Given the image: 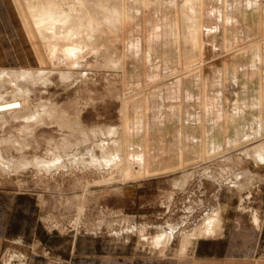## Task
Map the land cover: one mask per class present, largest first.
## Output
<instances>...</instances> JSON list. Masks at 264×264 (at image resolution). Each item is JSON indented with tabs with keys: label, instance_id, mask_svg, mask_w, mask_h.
Wrapping results in <instances>:
<instances>
[{
	"label": "rangeland",
	"instance_id": "374dc122",
	"mask_svg": "<svg viewBox=\"0 0 264 264\" xmlns=\"http://www.w3.org/2000/svg\"><path fill=\"white\" fill-rule=\"evenodd\" d=\"M24 1L36 0H0V102H10L0 103V261L23 264L26 249L49 251L77 234L79 250L169 264L161 258L185 254L181 242L223 235L219 221L250 215L258 225L251 196L264 176V0L237 2L246 25L210 31L217 50L179 45L171 29L133 36L129 23L108 37L100 25L86 37L99 56L82 66L42 57ZM146 22L140 31L153 29ZM16 97L30 116H13L24 111ZM50 108L80 117L85 131ZM213 223L216 231L202 229Z\"/></svg>",
	"mask_w": 264,
	"mask_h": 264
},
{
	"label": "bare ground",
	"instance_id": "6f19581e",
	"mask_svg": "<svg viewBox=\"0 0 264 264\" xmlns=\"http://www.w3.org/2000/svg\"><path fill=\"white\" fill-rule=\"evenodd\" d=\"M128 1H129L128 3L127 2L121 3V2H112L111 0H36L30 4V6L28 8L29 9L28 14H30V17H31V19L35 25V28H36L40 38L44 42V49H45V53H46L47 58L52 63H55V64L65 63V64H69L72 66H79V65L82 66L85 64H91V62L93 60H95V58L97 56H99V49H98L97 45H95L94 43H91L89 40H87L86 37L89 36L90 34L95 33L98 30L97 27L99 26V28H100V25L106 27V30L103 33H105L108 37L109 36L114 37L118 34H124L126 32L131 33L133 36L147 37L149 35H151V36L156 35L157 37H161V36L163 37V36H166L168 34L169 30L171 29V32H174V34H176L177 37L180 36V38L177 39V43H179V45H184V46H188V47H190V46L206 47V46L212 45L211 46L212 50H217L220 47L217 48V46H215V44H216V43H214L215 41L213 43L209 41L208 35H209L210 31L217 30V29H224V28H222V26L227 27V29L229 28L231 31H233L232 28L235 25L240 26V27L246 25V23H242V22L238 21L236 18V15L234 13V9L236 7L237 2L240 1V6H243V4L245 3V1H243V0H215V1H217L216 4H214V3L207 4V2H209L210 0H128ZM26 4H28V3H26ZM26 6H28V5H26ZM252 6H254V5H251L250 7H252ZM256 7H258V6H256ZM241 8H243V7H241ZM245 8H246V6H245ZM142 16H144V17H142ZM150 17H152V19L154 17L155 18H154V20H152ZM143 19L147 20L146 23H148V24H146V25H148V27L153 26V29H148V32H147V30H145L144 32H142V30L140 31V26L144 24V23H142ZM181 21L183 22V28L184 29L181 28L182 26L181 27L178 26V23ZM129 23L131 25H130V27H127ZM113 27H116V28L120 27V28H124V29L127 27L128 29H127V31L125 30L126 32L125 31L120 32V31L113 30L112 29ZM145 32H147V33L145 34ZM218 32H219V30H218ZM227 32H228V30H227ZM216 37H218V36H216ZM96 39H98V38H96ZM122 40H123V38H122ZM127 40H128V38H127ZM221 40H222V38H221ZM251 40H253V39H251ZM97 42L98 41H96V43ZM105 42H106V40H105ZM105 42H103V43H105ZM162 42H164V40H162ZM219 43L220 42H218L217 44H219ZM224 44L225 43H223V46H224ZM223 46H222V49H223ZM118 48H121V47H118ZM123 48H125V47H123ZM257 50H259V49H256V53H257ZM101 59H103V58H101ZM192 59H194V58H192ZM250 62H251V60H250ZM255 66H258V65H255ZM185 67H187V66H185ZM185 70H187V69H185ZM70 71H71V73L74 72L72 70H70ZM5 74H6L5 70L4 69L1 70L0 71V78H2ZM175 74H176V72H175ZM175 74L173 76H175ZM68 76H69V74H68ZM169 76L167 75V77H169ZM179 76H182V75H179ZM175 79L173 80V82L178 81V79H176V80ZM173 82H172V84H173ZM179 82L180 81H178V83ZM164 83L166 85V81ZM175 87H176L177 91L181 92L179 85H175ZM177 93H179V92H177ZM12 102H13V104H16V105L18 104V106H19V103H22L23 101L16 97V98H13ZM0 103L2 106L10 105V102L8 100H4ZM55 105H52L51 103L48 104L49 107H51V108L54 107V109L56 107ZM21 106L24 108V111H22L23 109H21V111H19V112H17V110L12 111V112H14V114L12 113L13 116H15L16 118H19L20 116L24 117V115L25 116L29 115L28 112L26 111V107L23 106V103L21 104ZM22 107H20V108H22ZM51 108L49 109L50 113L56 112L55 110L53 111V109H51ZM56 108H58V105ZM59 109L60 108H58V110ZM58 110H57V112H58ZM10 112L4 114L5 119H6V116H8V118H11ZM54 115H56L57 117L60 115L61 117L60 116L59 117L62 119L64 117V120H65V118L71 119V122L73 121L77 125L79 124V126H82V124H83V122L79 121L80 117L78 119L77 116L75 117V116L65 115L60 111H59V113H54ZM56 116H55V118L53 117V119L52 120L50 119V120L52 122L55 119L57 120L58 118ZM49 118H50V116H49ZM5 119L3 121H6ZM59 119H58V121H59ZM47 122H48V120H47ZM66 122H70V120L69 121L65 120L64 124ZM28 125L29 124H27V126ZM24 126H25V124H24ZM82 127H84V126H82ZM102 128H103V126H102ZM90 129H91L90 133H91V131H94V132L97 131V130L95 131V128L94 129L90 128ZM99 129H100V127H99ZM107 129L110 130L111 127L108 126ZM107 129H105V127H104L105 131ZM104 130L102 129L100 131L104 132ZM109 130H107V132ZM84 131H85V127H84ZM115 131H116V129H115ZM86 132H85L86 134L89 133V131H86ZM94 132H93V135H95ZM98 132H99V130L96 133L98 134ZM82 133H84V132H82ZM107 134H109V133H107ZM95 136H97V135H95ZM92 137H90V135H89V139L91 138V140H92ZM12 139H13V137H12ZM18 140H20V139H18ZM20 142H21V140H20ZM113 142H115V140ZM101 145H102V143H101ZM127 148L128 147H126V149H125L126 153L136 154V151H134L133 149H132L133 151H131V148H128V149ZM263 149L262 150L259 149L258 151L261 152L262 154H264ZM113 154H114V152H113ZM112 163L113 162H111V164ZM248 196L250 197L251 195L247 194L246 197H248ZM248 198H247V200L250 199V198L249 199ZM241 209H243V208H241ZM254 212H255L254 216L256 218V215H257L256 211H254ZM251 213H253V212H251ZM257 219L258 218H256V220ZM207 225H205L202 228L205 232L208 233V231H210V232L216 231L215 227L217 226V224L215 225L213 223L211 225V228H208ZM218 227H219V229L222 230L225 228V225H224V223L219 221ZM206 237H207V235H206Z\"/></svg>",
	"mask_w": 264,
	"mask_h": 264
},
{
	"label": "crops",
	"instance_id": "0c3cea01",
	"mask_svg": "<svg viewBox=\"0 0 264 264\" xmlns=\"http://www.w3.org/2000/svg\"><path fill=\"white\" fill-rule=\"evenodd\" d=\"M21 5V4H20ZM26 24L39 37L44 51L43 58L48 59L44 42L40 38L35 25L28 14L29 9L22 4L20 7ZM49 60V59H48ZM264 167V166H263ZM264 170V168L262 169ZM252 192L251 206L258 212V225L252 218H230L225 220L224 234L217 238H200L192 242H181V253L164 255L161 259L169 264H264V176L258 183V188ZM247 215V214H245ZM79 236L76 234L65 243H55L49 251L26 249L23 264H149V256H132L126 262L111 252L98 250H79ZM68 243V248L66 244ZM6 246V237L0 234V254ZM66 248V249H65ZM191 248V249H190ZM5 252V250H4ZM188 252V253H186ZM4 254V253H3ZM128 257V256H127ZM131 259V260H128ZM140 260L135 262L134 260ZM10 263V262H9ZM8 263V264H9ZM0 264H7L3 260Z\"/></svg>",
	"mask_w": 264,
	"mask_h": 264
}]
</instances>
